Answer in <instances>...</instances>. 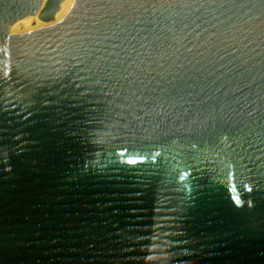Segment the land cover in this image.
<instances>
[{
  "label": "water",
  "instance_id": "obj_1",
  "mask_svg": "<svg viewBox=\"0 0 264 264\" xmlns=\"http://www.w3.org/2000/svg\"><path fill=\"white\" fill-rule=\"evenodd\" d=\"M0 264H264V0H0Z\"/></svg>",
  "mask_w": 264,
  "mask_h": 264
}]
</instances>
